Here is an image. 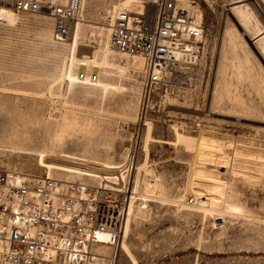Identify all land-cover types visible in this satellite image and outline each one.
I'll return each mask as SVG.
<instances>
[{
	"label": "rangeland",
	"instance_id": "374dc122",
	"mask_svg": "<svg viewBox=\"0 0 264 264\" xmlns=\"http://www.w3.org/2000/svg\"><path fill=\"white\" fill-rule=\"evenodd\" d=\"M194 1L205 24L199 80L161 99L144 98L142 72L116 68L105 51L113 12L140 0H84L64 42L55 41L43 14L19 13L16 25L0 21V168L45 176L38 151L112 163L134 155V197L116 264H264V37L256 27L264 36V18L250 0ZM239 3L253 16L249 26L230 12ZM84 69L100 78L83 83ZM205 133L252 153L250 161L239 156L238 171L199 162ZM202 166L224 175L220 201L206 200L207 208L193 191L197 182L216 186L199 175ZM146 171L161 178L163 192L142 217L136 204Z\"/></svg>",
	"mask_w": 264,
	"mask_h": 264
},
{
	"label": "built area",
	"instance_id": "2783aa9c",
	"mask_svg": "<svg viewBox=\"0 0 264 264\" xmlns=\"http://www.w3.org/2000/svg\"><path fill=\"white\" fill-rule=\"evenodd\" d=\"M140 1L135 8L113 12L111 48L144 59L146 99L194 86L205 54L199 5L194 0ZM250 4L264 18V0ZM0 5L17 13L47 15L56 40L65 41L82 19L84 0H0ZM99 78L86 69L79 73L83 83ZM136 164L133 155L125 164V179H101L99 184L0 168V264H116ZM101 245H108L110 254L102 253Z\"/></svg>",
	"mask_w": 264,
	"mask_h": 264
},
{
	"label": "bare ground",
	"instance_id": "6f19581e",
	"mask_svg": "<svg viewBox=\"0 0 264 264\" xmlns=\"http://www.w3.org/2000/svg\"><path fill=\"white\" fill-rule=\"evenodd\" d=\"M237 2H242V0H234L232 1L231 4ZM241 7L242 4L240 3L239 5L232 6L230 8V12L237 17L238 23L240 25H242L243 27H245L246 25L249 26V24L253 22V16L243 14L244 10ZM239 13L243 14L246 20L243 18H239L237 16L240 15ZM198 16L200 18H203V12L202 13L199 12ZM20 19H21V15L16 11H14L12 8L6 6L0 7L1 22H5L9 25H16L20 21ZM52 25H53V20H52ZM256 27L260 32L257 37L261 36L260 38L262 39L264 37L262 36L263 31H261L259 24H256ZM75 29L72 31L70 37H72V35L74 34ZM52 31L54 35V28ZM70 37L67 40H69ZM54 39L55 41H58L56 40L55 35H54ZM92 39L94 40L95 38ZM58 42H64V41H58ZM105 51L107 57L110 59V61L113 64H115L116 68L127 71L129 73H132L134 71L141 73L143 71V67H144L143 58L138 56L126 57L117 53L115 50L111 48L109 25H108V34L105 39ZM117 56H119L120 58ZM230 143L221 140V138L220 139L216 138V136L214 137L212 134H208V133L202 134L197 148L198 161L204 164H213L216 167L227 165L233 171H238L240 162L239 164L237 163V158H239V156L240 157L242 156L244 158L246 157V159L248 160V157H252V153L250 152L247 153L241 149H238L237 147L236 148L232 147V144ZM29 152H30L29 154L34 153V152L31 153V151ZM36 154L38 156L40 165L47 168L49 177H57L63 179L65 178L70 182L80 181L87 183L86 181H83L81 179V178L84 179L86 177L92 179L93 181L98 182L97 184L101 182V179H106L108 182L115 183L117 179L121 180V179H125L126 177V172L124 168L126 164L125 162L128 159L127 155L124 156L125 158L124 162L112 163L109 161H103V160L87 157L79 153L68 152V151H60L59 154H49L44 151H38ZM249 161L250 158L248 162ZM244 162L245 159L243 163ZM69 175H71V178L68 177ZM199 175L202 177L209 178L213 183V185H216L213 187L214 190H212L210 187L201 185L199 182H197L193 186V191L197 197V200L207 208L209 206L203 204L204 202H206V200H208V202L210 203H214V202L217 203L220 201L221 193L217 188V184H221L220 180L224 179V175L223 173L222 174L219 173L217 169L211 170L206 166L201 167ZM143 183H144L143 190L140 193L139 198H137V200L140 201L137 202L136 204V214L142 217H147L150 213V201L153 199H160V198L162 199L163 185L161 178L150 171L145 172ZM133 197H134V191H132L130 199H132ZM100 237L106 239V236L104 235H101ZM103 246H108V245H101L99 250H101Z\"/></svg>",
	"mask_w": 264,
	"mask_h": 264
}]
</instances>
